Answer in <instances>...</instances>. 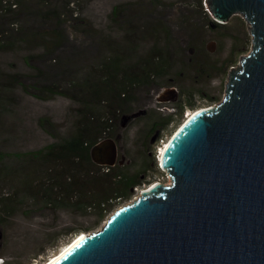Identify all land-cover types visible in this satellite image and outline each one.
Here are the masks:
<instances>
[{
    "label": "water",
    "instance_id": "95a60500",
    "mask_svg": "<svg viewBox=\"0 0 264 264\" xmlns=\"http://www.w3.org/2000/svg\"><path fill=\"white\" fill-rule=\"evenodd\" d=\"M205 5L222 23L242 15L253 35L224 98L195 109L164 145L169 181L150 184L51 264H264V0ZM92 156L115 165V139Z\"/></svg>",
    "mask_w": 264,
    "mask_h": 264
},
{
    "label": "rangeland",
    "instance_id": "374dc122",
    "mask_svg": "<svg viewBox=\"0 0 264 264\" xmlns=\"http://www.w3.org/2000/svg\"><path fill=\"white\" fill-rule=\"evenodd\" d=\"M70 1L68 5L67 0H38V5L44 9L60 5L63 21L53 15L42 20L38 12L36 15L33 14L36 10L34 9L36 5L33 3V8L30 7L28 12H19L14 16L13 19H16L14 27L10 23L0 25L7 32V35L9 33L14 34L17 39H20L25 30L31 36L27 44L17 42L10 48L5 49L4 47V50L0 48V74L3 73L4 75V72L11 68L10 64L14 65L13 71H20L22 74L25 71H31L28 73L31 77L23 78L24 84L28 85V91L18 85L14 87L13 111L4 124L9 133L22 132L24 128H27V131L20 133V135L15 133V138L12 141L7 140L8 142L5 143L0 141V151H36L47 143H51L53 136L41 126V122L46 119L48 120L44 121L45 125L55 132L56 137L66 135L68 128L71 127L72 111L77 106L78 97L82 94L87 97L88 94L98 92L97 90L101 91L100 94L103 93L99 86L101 77L99 68L103 63V56L109 54V46L114 44L113 40H108L107 35L111 34L113 38L121 35L117 24L114 23L110 26V21L107 19V14L114 4L123 1H126L125 4L134 3L132 6H127L128 11L126 13H131L136 18H134L136 23H138L139 15L141 18L145 16L144 23L147 22L148 24L155 19L165 21L164 16H166L169 19L166 21L169 23L168 25L174 21L172 25L175 26V30L185 37L188 36L189 32L183 28L179 29L176 25L178 22L176 17L179 16L178 14L182 12V9L187 15H191L193 21L191 23H196V26H193L194 30L191 31V33L194 32L193 39L196 41L198 39L201 43L198 47L204 46L203 49L206 50L203 52L201 50L199 59H197V54H190L194 55L193 65L185 69L182 78L179 77L180 79L177 80L182 86L191 84V88L204 87L210 93V99L196 95L198 103L202 104L198 108L213 105L224 98L229 70L238 66L240 57L247 55L252 48L253 35L250 34L247 21L242 15H233L222 27L215 25L214 27L211 23L214 27L212 29L208 27L212 20L205 17L201 12L202 9L200 10V0H157L161 5L155 11L149 3L150 0ZM160 1L167 3V5L172 2L177 3L173 7L171 5L167 7ZM29 2L32 1L24 0L23 4L26 5ZM140 3L143 4L140 5ZM203 5L206 7L205 0H203ZM180 17L182 18L183 14ZM181 23H183L182 20ZM187 27L190 28V24ZM12 41H15L14 38ZM234 45H237V49L232 56ZM25 56L37 58V61L31 62V64L38 71L26 65ZM204 62L212 64L213 68L205 70V73H201V76L198 77L195 65ZM37 74H43V77L34 76ZM48 79L49 82H46ZM39 85H48L53 89L62 87L69 96L48 94L44 91L45 86L41 92L35 90V87L40 88ZM177 91L175 87L135 88L132 91L130 101H121L122 107H119L118 103L115 102L118 122L111 129V133L117 140L115 141L118 148V159H121L120 164L131 166L133 169L151 164L153 167L150 169L147 167L148 172L142 173L141 176L147 179L151 177L152 181L131 190V195L119 200L117 205L102 219L96 214L83 219L79 226L89 227V230H85V232H92L103 227L109 216L117 208L139 197L141 190L153 182L170 180L169 174L160 164L159 153L161 146L165 145V142L171 138L184 120L172 132H169L168 130L173 128V124H171L168 129L164 130V133H167L162 136L159 132L149 134L148 129L153 117H163L171 113L170 101L176 97ZM15 111L21 115V124L14 119ZM192 111L194 110L187 109L184 119ZM104 114H106L105 106L100 115ZM146 137H150L148 141ZM144 140L147 141L145 148L142 146ZM41 157L46 159L43 155ZM12 158L0 162L1 171H6L4 178L0 177V191L10 192L9 184L3 182L7 179L10 170L14 173L20 168L22 172L25 170L31 173L39 170L40 163L44 165L43 161L38 160L39 163L30 157H26L23 161L16 159L11 161ZM26 207H28L26 211H22V208L18 209L8 218L5 225L0 226V252L6 253L9 259L13 255H23L24 257L31 255L44 243L45 239L50 237V234L47 233L51 231L52 223L50 222L52 221H49L51 214L48 211L38 212L34 210L32 212L29 206ZM0 257L2 258V255ZM23 261L25 264V260Z\"/></svg>",
    "mask_w": 264,
    "mask_h": 264
},
{
    "label": "trees",
    "instance_id": "16d2710c",
    "mask_svg": "<svg viewBox=\"0 0 264 264\" xmlns=\"http://www.w3.org/2000/svg\"><path fill=\"white\" fill-rule=\"evenodd\" d=\"M23 1L0 0V25L10 23L14 27L16 22V19H13L14 16L19 12H28L30 7L33 8V3L36 5L33 14L36 15L38 12L42 20L53 15L63 21L60 5L44 9L38 5V0H30L32 1L28 3L30 5H24ZM125 2L114 4L107 14L110 26L117 24L121 35L117 36L118 39L113 38L111 34L107 35L108 40H113L114 44L109 46V54L103 56V63L99 68L101 71L99 86L103 93L100 94L101 91L97 90L96 93L85 94L87 97H84V94L78 97L77 106L72 111L71 127L68 128L66 135L56 137L55 132L45 125L44 121L48 120L46 119L41 122V126L53 136L51 143H47L36 151H0V162L12 157L11 161L13 159L23 161L26 157H30L44 162L43 165L38 161L41 167L36 172L28 173L25 170L22 172L20 168L14 173L12 170L9 171L7 179L3 182L9 184L10 192L0 191V226L5 225L8 218L18 209L22 208V211H26L28 209L26 206H29L32 212L34 210L48 211L51 214L49 221H52L50 222L52 223L51 231L47 233L50 237L45 239L34 253L26 257L13 255L9 259L6 253L0 252L2 255L0 264H23V260L25 264L27 261V264H40L48 260L80 232L89 230V227L79 226L83 219L95 214L102 219L119 200L129 197L131 190L152 181L151 177L147 179L141 176L153 167L151 164L133 169L131 166L120 164L121 159H118L115 165H108L97 163L92 156V148L98 142L107 137H113L116 140L111 133V129L118 122L115 106L118 103L119 107H122L121 101H130L133 89L177 88L176 97L170 101L169 105L172 109L171 113L163 117H153L149 123V134L159 132L160 136L167 133H164V130L171 124L173 128L169 129V132L185 120L187 109L195 110L202 105L198 103L196 95L206 99L211 97L204 87L191 88V84L182 86L177 80L182 78L185 69L193 65L194 55L197 54L199 59V55L206 50L203 49L204 46L198 47L201 44L198 39L197 41L193 39L194 32L191 33V31L194 30L193 26H196V23H191V15H187L182 9L176 17L178 20L176 25L179 29L183 28L189 32L185 37L175 30V26L172 25L174 21L168 25L166 21L169 19L166 16H164L165 21L155 19L148 24L144 23L145 16L141 18L139 15L138 23H136V18L131 13H126L127 6H132L134 3L125 4ZM160 2L167 7L170 5L173 7L177 3L172 2L167 5L163 1ZM149 3L154 7L153 11L158 10V6L161 5L157 0H150ZM67 4H70L69 0ZM201 9L204 16L212 20L208 27L213 29L215 26H225V23L217 21L204 7L203 0H200ZM211 23L215 26L212 27ZM189 24L190 28L187 27ZM30 37L25 30L20 39H17L14 34L7 35L4 28L0 26L1 50H4V47L10 48L17 42L27 44ZM13 38L15 41H12ZM236 49L237 45H234L232 56ZM192 53H194L193 56L190 55ZM24 60L29 68L38 71L31 64V62L35 63L37 58L25 56ZM10 65L11 68H8L4 75L0 74V138H2L0 141L3 143L12 141L15 133L20 135L27 131V128H24L22 132L9 133L4 127L7 117L13 111L14 87L18 85L28 91V85L24 84L23 78L31 77L28 75L31 71H25L22 74L20 71H13L14 65ZM195 66L198 77L201 73H205V70L213 68L208 62ZM34 76L42 78L43 74ZM46 82H49V79ZM44 86V91L48 94L69 96L62 87L53 89L51 86L41 85L40 88L34 89L41 92ZM104 106L106 114L101 116ZM14 113L15 118H13L21 124V115L16 111ZM149 138L146 137L147 141ZM147 141L142 142L143 148L146 147ZM40 155L45 156L46 159H42ZM5 172L0 169V177L4 178ZM16 184L18 186H14Z\"/></svg>",
    "mask_w": 264,
    "mask_h": 264
},
{
    "label": "bare ground",
    "instance_id": "6f19581e",
    "mask_svg": "<svg viewBox=\"0 0 264 264\" xmlns=\"http://www.w3.org/2000/svg\"><path fill=\"white\" fill-rule=\"evenodd\" d=\"M192 112H194V111H192ZM192 112H190L189 115H191ZM166 143L167 142H165V144ZM163 150H164V145L161 146V150H160V153H159V157L160 158H161V155H162ZM85 235H86V232L83 231V234H82V236L80 238H78L76 236L78 239L75 242H73L72 244H71V242L65 244L59 252L53 254L48 260H46V261H44V262H42L40 264H51V263H53V261H55L59 257V254L60 253H65L67 250H69L71 247H73L78 241H80V239H82L83 237H85Z\"/></svg>",
    "mask_w": 264,
    "mask_h": 264
},
{
    "label": "built area",
    "instance_id": "2783aa9c",
    "mask_svg": "<svg viewBox=\"0 0 264 264\" xmlns=\"http://www.w3.org/2000/svg\"><path fill=\"white\" fill-rule=\"evenodd\" d=\"M142 190H143V189H142ZM142 190H141V191H142ZM1 261H2V258L0 257V262H1Z\"/></svg>",
    "mask_w": 264,
    "mask_h": 264
},
{
    "label": "clouds",
    "instance_id": "9594fccd",
    "mask_svg": "<svg viewBox=\"0 0 264 264\" xmlns=\"http://www.w3.org/2000/svg\"><path fill=\"white\" fill-rule=\"evenodd\" d=\"M161 164V163H160Z\"/></svg>",
    "mask_w": 264,
    "mask_h": 264
}]
</instances>
